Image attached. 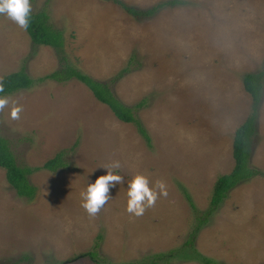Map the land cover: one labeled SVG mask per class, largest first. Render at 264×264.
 I'll list each match as a JSON object with an SVG mask.
<instances>
[{
	"label": "rangeland",
	"instance_id": "obj_1",
	"mask_svg": "<svg viewBox=\"0 0 264 264\" xmlns=\"http://www.w3.org/2000/svg\"><path fill=\"white\" fill-rule=\"evenodd\" d=\"M163 1L123 0L139 11ZM30 5L47 9L64 43L58 51L33 46L26 29L0 14V79L24 68L35 80L4 95L23 110L18 120L10 106L0 111V134L21 166H42L60 151L65 165L28 176L33 200L18 196L0 168V264H96L90 251L101 264H139L159 252L168 255L159 264H202L174 256L191 234L192 248L216 261L264 264V84L249 158L259 173L194 230L215 180L234 165V131L253 112L242 75L264 69V0H184L139 17L112 0ZM61 57L95 80L120 74L109 86L124 104L142 103L135 114L150 141L79 80L38 81L63 66ZM113 162L123 182L90 217L81 192ZM137 173L150 187L164 181L168 193L141 216L126 210Z\"/></svg>",
	"mask_w": 264,
	"mask_h": 264
},
{
	"label": "trees",
	"instance_id": "obj_2",
	"mask_svg": "<svg viewBox=\"0 0 264 264\" xmlns=\"http://www.w3.org/2000/svg\"><path fill=\"white\" fill-rule=\"evenodd\" d=\"M118 4L123 10L133 16H146L154 13L158 8L165 5H176L183 3L184 0H166L158 3L157 5L149 8L145 11L136 10L134 7L127 5L123 0H112ZM46 8H42L40 11H31L29 16V25L26 29L30 37L33 46L47 45L53 47L58 51L64 43L62 31L53 27L49 22V17ZM65 61L63 66L56 69L43 77L38 78V81L46 79H52L58 82L68 81L75 78L82 82L92 92L94 97L108 106L113 115L124 123H132L137 128L140 135L149 142L150 137L135 114V108L142 105L141 102L135 105V107L128 106L120 101L112 92L109 83L117 80L121 75H117L110 81L95 80L88 74L82 72L76 66L66 63L65 57L60 58ZM0 80L4 84V91L0 93V96L11 94L20 89L30 88L34 81L33 78L21 68L17 71H13L4 75ZM264 84V69L257 72H246L242 75V85L246 93L251 97V106L253 112L248 115L245 120L237 126L234 131L233 143H232V157L234 165L230 172L220 175L214 182L213 191L209 198V206L207 214L204 218L199 219V222L194 230H196L200 224L207 220L208 214L215 210L218 205L226 197L228 191L237 185L240 181L249 179L250 177L258 174L259 172L250 166V155L252 148V135L255 131L256 123V109L260 105L262 100V90ZM63 151L58 152L53 158L45 161L42 166L34 168L28 166H21L17 164L14 153L11 151L8 140L0 134V168L4 169L6 180L9 185L15 190V193L20 196L33 200L37 193V187L32 184L28 176L39 169H46L49 171H55L59 167H64L65 163L62 162ZM184 193L186 191L184 190ZM190 201V196L185 194ZM191 203V201H190ZM191 206H194L191 203ZM195 232V231H194ZM194 234H191L184 243L186 249L177 250L174 256L183 257L188 260L196 259L202 264H225L216 261L206 255L200 253L197 249L192 248ZM96 264H101L100 259L97 258L96 251H90L86 253ZM165 253H157L151 255L149 260L140 262L139 264H159L160 261L166 262L163 259L167 258ZM131 264V263H126Z\"/></svg>",
	"mask_w": 264,
	"mask_h": 264
},
{
	"label": "clouds",
	"instance_id": "obj_3",
	"mask_svg": "<svg viewBox=\"0 0 264 264\" xmlns=\"http://www.w3.org/2000/svg\"><path fill=\"white\" fill-rule=\"evenodd\" d=\"M31 12L30 0H0V14L6 15L22 29H27ZM4 91V84L0 80V93ZM10 106V117L20 118L22 107L7 96H0V111ZM120 167L119 162L103 166L106 174L96 177L94 182L88 183L86 190L81 192L82 207L90 217H95L110 198L109 188L123 182V177L115 174L114 169ZM127 212L135 216L144 214L146 208L153 207L158 196H167L166 185L162 180H156L155 187H150L148 178L143 174H135L127 184ZM158 190V191H157Z\"/></svg>",
	"mask_w": 264,
	"mask_h": 264
},
{
	"label": "water",
	"instance_id": "obj_4",
	"mask_svg": "<svg viewBox=\"0 0 264 264\" xmlns=\"http://www.w3.org/2000/svg\"><path fill=\"white\" fill-rule=\"evenodd\" d=\"M64 263V262H63Z\"/></svg>",
	"mask_w": 264,
	"mask_h": 264
}]
</instances>
